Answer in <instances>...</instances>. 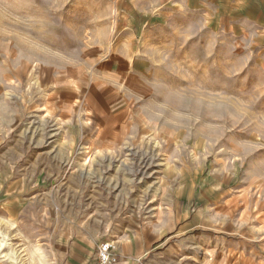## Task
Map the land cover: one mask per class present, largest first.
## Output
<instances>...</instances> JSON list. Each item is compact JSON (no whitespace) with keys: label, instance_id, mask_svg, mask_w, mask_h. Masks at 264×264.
<instances>
[{"label":"rangeland","instance_id":"rangeland-1","mask_svg":"<svg viewBox=\"0 0 264 264\" xmlns=\"http://www.w3.org/2000/svg\"><path fill=\"white\" fill-rule=\"evenodd\" d=\"M130 1L0 0V264H264V13Z\"/></svg>","mask_w":264,"mask_h":264},{"label":"crops","instance_id":"crops-1","mask_svg":"<svg viewBox=\"0 0 264 264\" xmlns=\"http://www.w3.org/2000/svg\"><path fill=\"white\" fill-rule=\"evenodd\" d=\"M248 1V0H247ZM250 3L249 5L246 7H243V8H240L242 10V12H245L246 14H248L250 17L251 16V13L255 14L257 13V11H260V12H263L264 13V0H249ZM132 2L131 4L134 5V8L136 9V11H134V14H133V18L136 20L138 19H142L144 18V11L146 12V14L148 12H151V11H148L149 9L156 11L157 13L156 14H153V13H150L149 16V19H153V20H165L167 19V12L168 10H171L169 8V6H164V5H167V4H173V5H177L178 6V9L181 11V12H189L191 11V7L195 8V7H204L203 5L207 4V3H211V4H216L217 7H218V10L217 8L215 7V11H218V12H228L230 10H233L234 11H237L238 8H236L237 6L235 4L239 3V2H245V0H133V1H130ZM230 5V6H228ZM234 5V6H232ZM251 5H254L256 6V8L253 10V12L251 11ZM134 9V10H135ZM139 9V11H138ZM144 10V11H143ZM193 10V9H192ZM204 13V12H203ZM262 13V14H263ZM149 14V13H148ZM262 23L264 25V14H263V17H262ZM85 257L87 258L85 260ZM78 264H92V263H88L87 260H90V257L88 254H86V256H84L83 258L78 254L77 255V258H76ZM124 260V261H123ZM125 258H120L119 256V263L118 264H125ZM100 264V263H98Z\"/></svg>","mask_w":264,"mask_h":264},{"label":"built area","instance_id":"built-area-1","mask_svg":"<svg viewBox=\"0 0 264 264\" xmlns=\"http://www.w3.org/2000/svg\"><path fill=\"white\" fill-rule=\"evenodd\" d=\"M114 245L109 242H101L97 248V259L100 264H118L119 255L115 252Z\"/></svg>","mask_w":264,"mask_h":264}]
</instances>
